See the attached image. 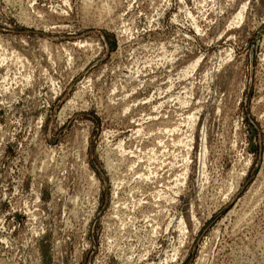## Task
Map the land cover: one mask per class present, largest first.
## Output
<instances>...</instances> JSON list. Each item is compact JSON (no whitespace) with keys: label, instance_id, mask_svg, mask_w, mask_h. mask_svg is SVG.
<instances>
[{"label":"rangeland","instance_id":"1","mask_svg":"<svg viewBox=\"0 0 264 264\" xmlns=\"http://www.w3.org/2000/svg\"><path fill=\"white\" fill-rule=\"evenodd\" d=\"M0 264H264V0H0Z\"/></svg>","mask_w":264,"mask_h":264},{"label":"bare ground","instance_id":"2","mask_svg":"<svg viewBox=\"0 0 264 264\" xmlns=\"http://www.w3.org/2000/svg\"><path fill=\"white\" fill-rule=\"evenodd\" d=\"M147 249V248H146ZM147 254V253H146Z\"/></svg>","mask_w":264,"mask_h":264}]
</instances>
